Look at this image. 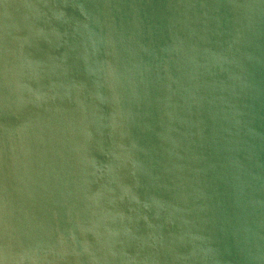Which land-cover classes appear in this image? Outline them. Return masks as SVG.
<instances>
[{
    "label": "water",
    "instance_id": "obj_1",
    "mask_svg": "<svg viewBox=\"0 0 264 264\" xmlns=\"http://www.w3.org/2000/svg\"><path fill=\"white\" fill-rule=\"evenodd\" d=\"M0 264H264V0H0Z\"/></svg>",
    "mask_w": 264,
    "mask_h": 264
}]
</instances>
